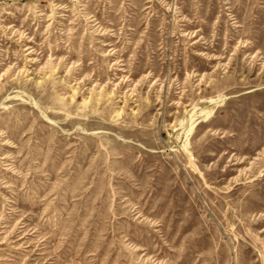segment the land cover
<instances>
[{
    "label": "rangeland",
    "instance_id": "obj_1",
    "mask_svg": "<svg viewBox=\"0 0 264 264\" xmlns=\"http://www.w3.org/2000/svg\"><path fill=\"white\" fill-rule=\"evenodd\" d=\"M0 264H264V0H0Z\"/></svg>",
    "mask_w": 264,
    "mask_h": 264
}]
</instances>
